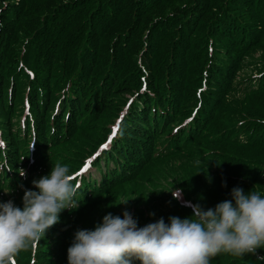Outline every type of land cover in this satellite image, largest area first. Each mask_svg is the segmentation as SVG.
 <instances>
[{"label": "trees", "instance_id": "trees-1", "mask_svg": "<svg viewBox=\"0 0 264 264\" xmlns=\"http://www.w3.org/2000/svg\"><path fill=\"white\" fill-rule=\"evenodd\" d=\"M107 136L78 208L16 264H68L69 230L108 213L155 210L143 227L264 196V0H0V185L57 162L76 182ZM210 264H264V247Z\"/></svg>", "mask_w": 264, "mask_h": 264}, {"label": "clouds", "instance_id": "clouds-1", "mask_svg": "<svg viewBox=\"0 0 264 264\" xmlns=\"http://www.w3.org/2000/svg\"><path fill=\"white\" fill-rule=\"evenodd\" d=\"M32 184L36 190L24 189L23 207L0 202V264H16L17 254L34 249L63 210L79 206L74 197L80 185L65 164L55 163ZM172 195L179 198V190ZM231 197L206 210L196 204L190 217L171 216L169 223L160 218L143 227L128 211L123 218L108 213L94 230L75 233L68 264H210L220 253L255 254L264 247V196L235 187Z\"/></svg>", "mask_w": 264, "mask_h": 264}, {"label": "rangeland", "instance_id": "rangeland-1", "mask_svg": "<svg viewBox=\"0 0 264 264\" xmlns=\"http://www.w3.org/2000/svg\"><path fill=\"white\" fill-rule=\"evenodd\" d=\"M150 33V32H149ZM149 33H147L146 37H145V40H147V37L149 36ZM145 49V48H144ZM242 86V85H240ZM125 106H123L121 108V110L117 113V116L121 114V111L123 112V110H125ZM116 121V120H115ZM116 123V122H115ZM109 126V125H108ZM106 132L108 131L105 130ZM93 151V150H92ZM26 155L25 153H20L17 155L16 157V161H19L22 163V167L21 169L25 168L26 166L25 165H30L29 161H28V158H26V161L23 162V160L25 159ZM55 158V156H51V159ZM95 154H91L86 162L83 164V166L81 167V169L78 170V173H80L88 164H92L93 166V169L90 170L88 172V174H94V177H98V171L95 169L97 168L96 165H95ZM95 167V168H94ZM42 169H43V172H42V175L45 176V175H48L50 173V170H49V167L46 163L42 164ZM118 172H121V170H119ZM87 174V175H88ZM6 176H8L7 174H5ZM33 175H31L30 177H28L27 179H22V178H18L17 180H15L14 178L12 179V181L8 184V186H1L0 185V202H6V201H9V200H12L13 203L18 206V207H23V195H24V189H32V190H36L34 185L32 184V179H33ZM83 180L86 179V177L83 176L82 178ZM74 182V180H73ZM74 183H77L74 182ZM168 187V186H166ZM161 188L160 186H158L157 189ZM162 189H165L164 187ZM179 188L176 187V188H173L172 190H178ZM140 210H143V211H146L144 214L145 215H140L139 213L135 212L131 215H133V218L138 221L140 220L139 218L140 217H145L146 215H150L152 216L153 212L155 210H151V212H147L148 210H146L144 207H141L138 211ZM120 216L118 213H115L114 212V216ZM160 216V215H158ZM121 218H123L122 216H120ZM63 221H59L58 223H56L55 225H53L52 227H50L48 230H47V234L48 235L50 232L53 233L55 230L57 229H61L64 227V225H62ZM139 227H142V225H138ZM82 229H88L90 230L89 226H80ZM65 230H69V227H65ZM69 235L70 237L68 238L69 240L71 239L72 241H74V237H75V232L73 230H69ZM70 240V241H71ZM40 242V241H39ZM38 242V243H39ZM37 246V245H36ZM67 264V263H66Z\"/></svg>", "mask_w": 264, "mask_h": 264}, {"label": "snow or ice", "instance_id": "snow-or-ice-1", "mask_svg": "<svg viewBox=\"0 0 264 264\" xmlns=\"http://www.w3.org/2000/svg\"><path fill=\"white\" fill-rule=\"evenodd\" d=\"M104 147H107V145H105Z\"/></svg>", "mask_w": 264, "mask_h": 264}]
</instances>
